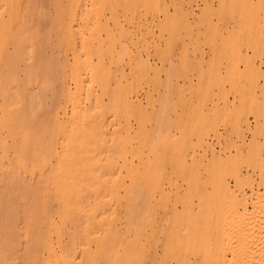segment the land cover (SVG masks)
Wrapping results in <instances>:
<instances>
[{
  "label": "rangeland",
  "instance_id": "1",
  "mask_svg": "<svg viewBox=\"0 0 264 264\" xmlns=\"http://www.w3.org/2000/svg\"><path fill=\"white\" fill-rule=\"evenodd\" d=\"M150 12L146 26L137 27L133 14H122L117 25L110 24L117 38L111 43L106 39L103 47L114 57L112 63L106 58L107 74L119 71V85L111 101L110 95L103 96L108 109L102 125L90 126L88 134L72 142L76 153L69 162L63 140L53 145V164L69 167L73 178L57 182L58 191L66 184L76 186L79 179L87 189L118 181L120 194L138 191L148 198L141 217L130 223V203L113 201L109 212L105 197L98 211L105 210L110 219L91 226L79 239L73 264H182L193 259L185 243L188 222L181 221L192 216L184 211L185 200L205 203L207 218L240 206L243 191L234 167L242 166L247 176L264 156V103L245 107L236 100L252 84L264 93V0H154ZM63 104L76 118L65 98ZM62 119L58 127L67 124V135L74 124ZM194 123L203 129H189ZM201 136L205 146L197 143ZM109 158L115 169H98ZM187 161L194 169L212 170L194 179L200 182L197 187L183 173ZM49 170L50 163H42L31 172L37 179ZM95 170L101 175L89 173ZM128 172L144 182L136 185ZM242 188L251 194L248 183ZM54 219L61 221L58 214ZM99 230L107 235L104 242L89 237ZM102 245L117 247V254L101 255Z\"/></svg>",
  "mask_w": 264,
  "mask_h": 264
},
{
  "label": "bare ground",
  "instance_id": "2",
  "mask_svg": "<svg viewBox=\"0 0 264 264\" xmlns=\"http://www.w3.org/2000/svg\"><path fill=\"white\" fill-rule=\"evenodd\" d=\"M152 2L0 0V264H73L71 254L82 244L79 239L91 226L110 219L105 210L98 211L105 197H109L105 204L109 212L113 211V201L123 198L131 206L130 223L141 217V207L148 198L141 197L138 191L120 194L118 181L111 187L87 189L79 179L76 186L64 184L58 191L57 182L64 178L61 182L69 183L73 178L69 167L62 170L53 164V145L63 140L69 162L76 153L72 142L88 134L90 126L102 125L108 109L103 96L110 95L111 101L119 85V71L107 74L110 68L106 58L112 63L114 57H109L103 47L106 39L111 43L117 38L110 24L117 25L122 14H133L137 27L146 26ZM121 33H127V29L122 28ZM54 34L59 36L57 42ZM59 44L61 58L57 56ZM55 48L59 49L56 54ZM68 54H72V60ZM68 78L74 82L73 88ZM63 98L76 118L64 107ZM236 100L245 107L264 103V93H258L252 84ZM61 118L73 121V130L67 135V124L58 127ZM189 129L200 130L203 126L194 123ZM197 143L205 146V137L197 138ZM258 159L247 176L242 166L234 167L237 184L243 191L240 206L223 208L215 217L207 218L203 216L205 203L185 200L184 211L192 212V216L181 221L190 222L186 225L185 243L193 250L194 258L182 264H264L262 153ZM106 161L98 169H115L110 158ZM42 163H50V170L36 179L31 170ZM89 173L101 175L97 170ZM183 173L191 187H197L200 182L194 179L212 170L194 169L187 161ZM128 174L136 185L144 182L137 174ZM246 183L250 195L242 188ZM55 214L60 216V223L55 221ZM106 236L102 231L89 235L101 242ZM62 237L66 240L62 241ZM99 250L109 257L117 254V247L102 245Z\"/></svg>",
  "mask_w": 264,
  "mask_h": 264
}]
</instances>
